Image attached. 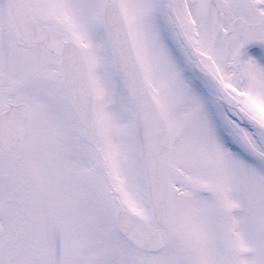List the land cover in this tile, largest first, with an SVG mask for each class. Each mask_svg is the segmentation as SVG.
<instances>
[{
    "label": "snow or ice",
    "instance_id": "obj_1",
    "mask_svg": "<svg viewBox=\"0 0 264 264\" xmlns=\"http://www.w3.org/2000/svg\"><path fill=\"white\" fill-rule=\"evenodd\" d=\"M0 264H264V0H0Z\"/></svg>",
    "mask_w": 264,
    "mask_h": 264
}]
</instances>
